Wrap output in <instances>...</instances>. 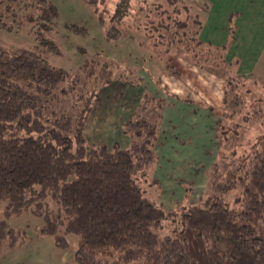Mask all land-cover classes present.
Instances as JSON below:
<instances>
[{
	"label": "trees",
	"instance_id": "1",
	"mask_svg": "<svg viewBox=\"0 0 264 264\" xmlns=\"http://www.w3.org/2000/svg\"><path fill=\"white\" fill-rule=\"evenodd\" d=\"M135 1L118 0L112 11L98 12L106 41L120 39L121 26L137 11L136 27L155 46L182 47L208 61L217 53L219 65L232 70L225 61L227 46L200 39L207 0L203 8L195 0ZM34 6L37 14L29 19L36 22L38 45H0V203L5 204L0 256L25 239L9 219L31 211L41 220L40 233L62 248L69 245L68 236L79 237L77 264H264V133L252 137L245 155L236 149L245 139L240 131L250 127L236 121V131L225 138L226 122L245 110L243 103L246 114L257 109L245 122L262 118L263 107L242 97L248 88L227 82L222 109L211 108L220 118L219 155L206 172V191L195 202L167 210L155 178L165 100L144 92L123 124L127 148L90 143L85 129L100 90L116 81L140 85L142 79L97 51L74 73L51 65L41 52L61 53L50 36L58 10L49 0Z\"/></svg>",
	"mask_w": 264,
	"mask_h": 264
},
{
	"label": "rangeland",
	"instance_id": "2",
	"mask_svg": "<svg viewBox=\"0 0 264 264\" xmlns=\"http://www.w3.org/2000/svg\"><path fill=\"white\" fill-rule=\"evenodd\" d=\"M36 1L37 0H22L20 3L16 4L10 2L9 0L1 1L0 45L7 49H34L38 45V41L34 34V26L36 22L29 19L30 15L36 13V8L34 6ZM49 1L52 2L58 10L57 24L55 30L50 36L57 42L61 50L60 54H55L53 52H41L51 65L74 73L80 70L82 65L86 62V59L97 51L111 57L116 62L121 59L120 61L123 62L124 66L127 65V68L137 66V64L133 62L134 59H131L130 56L127 59L125 58V60L123 59L126 51L129 50L126 44L122 45V49L117 48L118 45H114L113 43L110 45L106 44V39L104 38L105 27L99 21L98 12H102L107 8L112 11L118 0H96L97 4H94V6L89 4L86 0ZM195 1L199 7L203 8L204 1L206 0ZM140 16L141 14L135 11L131 17L126 19L124 22L125 25L121 26V28H124L123 31L128 36H137L135 39H138V35L141 34L144 38V42H147L144 30L136 27ZM74 26L80 28L79 30L84 28L85 31H77ZM149 43L151 46L150 50L154 53L156 52V54H164L170 50L182 51L183 56L185 57L182 58L186 59V61L196 63L200 66H208L207 63H210L214 66V69L218 71L219 76L226 79L227 82L234 80L235 82L241 83L245 89L248 88V94L246 95L245 92L242 94V97L243 99L245 98L244 100H246L247 103L252 102V104H255L256 102L263 107L262 109L260 108L262 118H258V120L252 123L245 122V118L250 116L251 111H257V109L247 108L250 112L246 114V108L244 107L246 104L243 103L242 111L244 109L245 110L239 116H234L232 123H230V121L226 122L230 131H228L226 133L227 136H225V138H228L232 135V132L236 131L233 127L236 121L241 122L243 126L245 124L246 127H250L247 132L246 130L240 131L241 136L245 135V139L243 144L238 146L239 148L236 149L237 153L239 152L242 155L247 154L249 149L248 143L252 141V137L264 133V79L260 78V81L258 82L253 79L242 80L237 78V76L232 77L233 74L231 71L219 65L218 61L220 58L217 53L209 56L211 57V61H208L204 55L197 56L182 47L172 46L168 49L164 44H161L156 46L158 48L156 49L153 42ZM201 50L206 53L205 47ZM153 59L154 61L147 58L144 62L141 61V63L143 62L146 66L152 68V70H157L158 76H160L159 74H161L160 72L163 68L165 59ZM173 61L174 60L170 63V66L172 65V67L174 66ZM182 61L184 60L182 59ZM215 66H217L218 69ZM183 67L189 68L190 65L186 64V66L183 65ZM173 68L175 69V67ZM142 93L143 87H133L129 83L123 84L118 81L108 87L102 88L99 92V97L93 112L86 124L85 133L90 143L106 144L110 148H113L118 144L122 148H127L129 146V138L124 136L121 132V113L122 111L129 110L130 108V111L135 110V106L138 104V100ZM231 98L232 97L230 96V99ZM65 104L69 107L71 102L65 101ZM230 106L232 109L234 108L233 110L239 109L238 106L234 105L233 100H231ZM249 106L250 103L246 107ZM132 111L130 113H132ZM165 126L164 122L161 123V135L163 132L164 138H161L160 135L157 143V152L160 140L162 139L159 147H162L165 143V138L167 139L168 137L166 134L167 131L164 129ZM169 129L170 127H168V130ZM202 130H204L203 133L206 136H210L213 133L214 127L212 124H204ZM125 139L128 140L127 143L125 142ZM228 142L230 143L231 141ZM208 144L210 145L213 143L211 141L208 142ZM159 149L162 151V148ZM234 150L235 149H229V152L232 154ZM160 151L158 154H160ZM206 153L207 154L200 155L191 154L192 156H189L191 159L183 161L184 165L183 162H173L172 174L170 175L168 172V175L166 176L167 179L159 181V185L161 186L160 195L162 196V198L160 196V200L167 210H174L177 205L183 203L185 201L184 194H186V192L190 194L191 199L195 202L199 199V196L206 191L208 184V178L206 180V169L209 170L217 161L219 146L216 153L213 151L211 153L210 149H208V152ZM227 154L229 155L228 152ZM162 156L161 161L158 162L159 164H161L163 158H165V156ZM164 162L165 161H163V163ZM163 163V168L164 166L167 167V165ZM195 168H198V171L196 172V175L198 174L197 176H195ZM156 171L157 167L155 173ZM191 174L193 175L192 178ZM157 176L158 175L155 174L156 178ZM150 190L153 193L156 192L155 187ZM4 209L5 204L0 203V219L4 217ZM9 221L12 226L21 229L25 233V239L21 244L16 245L14 248H5L4 252L0 256V264H77L75 258L79 242V237L77 235L72 234L68 236L69 245L62 248L56 244L53 236L42 235L40 233L39 229L41 220L34 216L31 211H24L19 215H15L11 217Z\"/></svg>",
	"mask_w": 264,
	"mask_h": 264
},
{
	"label": "crops",
	"instance_id": "3",
	"mask_svg": "<svg viewBox=\"0 0 264 264\" xmlns=\"http://www.w3.org/2000/svg\"><path fill=\"white\" fill-rule=\"evenodd\" d=\"M207 1L209 10L200 39L216 48L228 47L225 61L228 67L232 68V77L253 79L258 82L260 78L264 79V0ZM231 27L234 28L233 40H231ZM123 29L121 28L122 36L120 39L106 41V44L110 45L113 43L118 45L117 48L120 49H122V45L126 44L128 46L129 50L126 51L123 59L125 60L129 56L134 59L133 62L137 66L129 68L135 71L142 79L140 85L129 83L133 87H143V93L140 95L138 104L144 92L163 98L166 102L162 123L164 122L166 125L164 129L167 131L165 132L168 137L167 139L165 138V143L162 147H159L162 139L160 140L158 152L160 151L159 148H162L159 154V162L161 161V156H165L163 158L165 162L163 163L162 161V163L166 164L167 167L164 166L163 168L162 163H158L155 173L158 175L157 178L155 177L158 181L164 180L167 179L168 172L170 175L172 174L173 162L187 161L191 159L189 157L192 156L191 154H207L208 149H210L211 153L212 151L217 152L219 146L217 126L220 118L211 108L222 109L227 80L220 77L218 71L210 63H207L208 66L203 65V67L186 61L182 51L170 50L164 54H156V52L154 53L150 50L149 41L146 39L147 42H144L141 34L138 35V39H135L137 36H128ZM134 33L136 34L135 31ZM155 48L158 49L156 46ZM152 57L165 59L160 76H158L157 70H152V68L143 63L147 58L154 61ZM120 60L117 62L124 65ZM172 60H174L173 67H175L177 72L173 71L172 65L170 66ZM141 61L143 62L141 63ZM186 64H189L190 67H183ZM121 83L127 84L128 82ZM138 104L135 106V110H131L132 113H130L131 108L127 111H122V120L120 121L122 133L124 122L133 116ZM204 124L213 125L214 130L210 136H206L203 133L202 127ZM168 127H170L169 130ZM123 135L127 136L124 133ZM161 138H164L163 132ZM211 141L213 144L209 145L208 142ZM125 142L127 143L128 140L125 139ZM198 168L194 169L195 176L198 175H196ZM192 177L193 175L191 174ZM184 200L194 201L187 192L184 194Z\"/></svg>",
	"mask_w": 264,
	"mask_h": 264
}]
</instances>
